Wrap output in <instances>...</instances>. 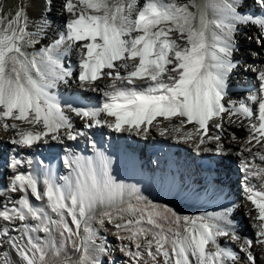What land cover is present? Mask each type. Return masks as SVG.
I'll return each mask as SVG.
<instances>
[{
  "label": "snow or ice",
  "instance_id": "snow-or-ice-1",
  "mask_svg": "<svg viewBox=\"0 0 264 264\" xmlns=\"http://www.w3.org/2000/svg\"><path fill=\"white\" fill-rule=\"evenodd\" d=\"M254 2L264 9V0ZM63 10L70 18L59 36L32 53L26 49L39 43V33L28 30L26 12L17 10L6 22L0 16V127L5 132L14 130L9 143L19 148L49 140L62 143L61 129L68 130L69 140L86 134L72 131L64 106L52 91L72 77L85 90L91 86V91L103 96L97 106L71 109L85 120L86 129L101 126L141 135L149 132L158 117L165 121L179 118L172 129L179 134L176 138L195 141L199 152L209 129H220L217 118L222 120L227 113L248 121L249 144L264 145V72L258 75L259 89L247 102H223L228 75L235 67L230 59L235 25L251 23L264 33V15H242L238 0H188L185 4L145 0L140 7L136 0H64ZM73 52L77 56L75 75L62 63V57ZM102 78L111 83L96 87ZM189 124L194 129L184 131ZM165 132L161 129L160 135ZM245 150L251 152L252 148ZM217 151L223 148L217 145ZM253 156L264 161V152ZM64 163L70 175L60 177L63 183L46 171L40 175L17 173L7 185V192L20 195L10 199L11 207L8 203L0 207V220L5 222L0 238L15 251L20 264H46L48 248L59 255L51 239L54 230L79 253L77 261L65 256L59 264H100L92 254L95 232L89 225L97 211L100 223L107 220L129 233L120 238L131 241L136 250L127 245L121 250L133 264H148V260L151 264H237V253L218 242L219 237L228 236L239 244L249 264H256L251 249L254 244L264 245V191L256 190L254 184L246 185L245 191L257 213L251 217L258 221L252 225L255 241L243 239L231 229L227 211L189 217L145 203L135 190L112 179L103 154L95 160L65 157ZM242 170L246 180L260 178L264 186V167L249 169L245 162ZM32 199L43 206H34ZM117 219L123 222L116 223ZM17 221L22 225L19 229L14 227ZM15 231H19V239L10 235ZM37 232L48 239L41 242L32 235ZM7 257V253L0 257V264H9Z\"/></svg>",
  "mask_w": 264,
  "mask_h": 264
},
{
  "label": "bare ground",
  "instance_id": "bare-ground-1",
  "mask_svg": "<svg viewBox=\"0 0 264 264\" xmlns=\"http://www.w3.org/2000/svg\"><path fill=\"white\" fill-rule=\"evenodd\" d=\"M63 0H56L58 3L57 7L61 12L62 10V3ZM248 6L244 10L240 9L241 6L238 5V11L242 15H260L262 14L261 12H264V9L262 11H257L252 7V0H244ZM145 0H136V3L138 6H142ZM3 0H0V11L2 7ZM251 3V4H250ZM28 7H29V13H28V21H29V27L31 28L29 31L30 32H38L42 36H45L46 38L56 37L58 33H61L64 27V23L67 19L70 17L66 13H62V16H54V14L46 7L42 5L41 0H28ZM244 12V13H243ZM54 25L57 30H53L52 26L49 25ZM46 26V27H45ZM44 28H49V31L47 34L42 32L45 30ZM51 28V30H50ZM42 29V31H41ZM238 29H243L248 33H255V35L258 38L259 44L256 45L255 43L250 46L251 49L255 51H264V33H261L260 29L258 27H255V25H252L251 23H236L235 25V32H234V37L233 39L238 40V44L234 45V50H233L232 55L230 57L232 63L235 65L231 70V72L228 75L227 79V95L228 93L233 95H236L237 97H241L244 95L241 89L239 88H245V89H252L248 90V97L250 94H255V92L258 90L255 87V84L257 85L259 82L256 81L255 79V84L254 82H249L250 80H253V75L251 74V71H247L249 75H247V72H242L243 69H238L240 66L238 65L237 61L244 60L248 61V56H246L245 53L248 52L243 48L246 45V42L242 40L241 35L237 30ZM41 31V33H40ZM251 31V32H250ZM58 32V33H57ZM262 48V49H261ZM260 53V52H259ZM73 56L70 57L74 62L77 61V56L73 52ZM64 57V56H63ZM62 57V58H63ZM260 59L258 61L260 67L257 69L256 73L259 75L260 72H264V53H260L259 55ZM250 58V57H249ZM251 63V62H250ZM76 64V63H75ZM253 64V63H252ZM262 66V67H261ZM73 69V74L75 75L77 73V68L76 65ZM123 71V70H121ZM240 73H242L240 75ZM246 77L248 79L247 82H242V76ZM72 78V77H71ZM74 82L76 80L72 78ZM68 81V86L64 87V92H62L60 89H58V85L55 89L52 91L55 93V95L58 97L60 100L61 104L68 105L69 108H77V107H89L90 101H87L86 104H84V100L89 99L92 100L96 97H99L103 99L102 93L98 92L97 94L93 91L90 90H82L79 87H76V83H71L69 79ZM61 83V82H60ZM111 83L110 81H107L106 83H102L100 81H97V86L99 88H105L106 85ZM226 95V96H227ZM225 96V97H226ZM247 96V95H246ZM78 97V98H77ZM243 99L247 102V98ZM242 98V97H241ZM101 99V100H102ZM255 107V105H253ZM64 112L65 114L69 117V122L72 126V131L73 132H85L89 134H97L98 137L104 136V134L109 135V134H117L120 137H123L126 139L127 144L130 143L131 140H135V143L133 144L132 147V152L134 155L137 157V159H140L139 157H142V159H145L144 156L141 155L140 151L137 152V146L141 145H147L146 148H148V145H150L153 142H161L162 146H167L169 147L173 153L170 155V159L172 163L176 164L177 168H181V171H176L175 168H172L171 174L166 173V176L164 174L158 175L157 173L147 171L145 174H143V170L141 168L134 167L132 164V161H125L121 159H110L107 156L103 154V152L100 151L97 152L96 154L93 153L89 155V157H82V158H92L96 159L98 157V154H103L104 157H106L109 161V174L112 177V179L117 183V184H122L126 186L128 189H133L135 190L136 194L142 198V200L145 203L155 205L156 207L163 209V208H169L173 210L175 213H177L180 216H189V217H194V216H202V215H207L209 213H215V214H220V213H225L226 211L229 213L228 215V221L230 222L231 229L234 230L238 235H240L243 239H250L255 241L257 239L255 233L256 229L252 227L253 223H258V221H253L251 218L252 216H255L257 213L254 210L252 204L250 201L246 199V196L248 193L246 191H241L240 187H238L239 191H234L233 186H231V194L236 197L235 202L231 205H227V195L222 197L219 194V187L221 185L222 180H220V177L227 175L229 176L232 174L233 176L238 177L239 180H243L245 178V172L240 168H236L237 166L236 163H241L244 164L245 162L250 163V161H253L254 163L249 167V169H257L258 167H264V161L259 160L257 156H253V153H259L264 151V145H255L253 147V144L255 142L253 141V144H247L246 143V138L249 135L248 127L244 128L242 120L240 121V118L237 116H232L229 118L228 123H224L223 119L221 120L219 117L217 118L216 122H221L222 127L220 129H214V126L209 129L210 131H217L220 134V142L225 146L223 148L222 152H212V150L215 149H210L209 151H203L204 148H206L204 145L205 143L211 144L212 142L206 141L204 144L201 146V150L199 152L196 151L195 149V141H187L185 142L184 140L177 139L176 137L179 136V134H172L171 128L167 131V134L165 133L164 135L158 134L157 131V124L153 122V125L150 126L149 132L147 134H141V135H135V134H130L128 132H121L117 133L114 132L107 127H101V126H96L90 129H86L83 127L85 120L82 119L81 117L74 115L71 110L66 109L64 107ZM222 116H225V114H222ZM105 118V117H101ZM224 118V117H223ZM232 119H234L232 121ZM157 120L159 121L158 126H164V125H169L170 121H165L163 118L158 117ZM179 118H174L172 121H177ZM10 122V121H9ZM160 124V125H159ZM22 127V124L20 125ZM194 125L189 124L184 128V131H190L194 129ZM24 128V127H22ZM67 129H61L60 130V135L62 138L66 141H69L70 144H73L76 139L80 140L83 142L85 139L84 135H78L73 142L72 140H69L67 138ZM208 132V133H209ZM15 132L9 131L5 132L3 131V128L0 127V151L2 155V162H5L6 159L8 158L9 155L7 153L8 149H13L14 151V157H13V164H15V168L11 169L10 171L7 170L8 172V181L11 180V178L17 174V171H21L24 169L23 167V162L31 163L33 159V150L34 148L38 150H43L44 148H48L49 146L54 147L55 149H58V146L56 145V141H51L49 140V143L44 144L40 143L37 145L32 146L31 148H19L8 141L14 136ZM206 138V137H205ZM77 142V141H76ZM214 143V142H213ZM246 143V144H245ZM78 144L81 145V143L78 141ZM82 147L84 146L83 144L81 145ZM184 147V148H183ZM252 148V151H246L245 149ZM237 150H241L240 156L236 154ZM180 151V152H179ZM138 153L140 155H138ZM214 154H217L216 156ZM202 155H208L211 160L216 161L217 163V169H222L225 170L223 174H220V177L217 178L218 180H213V178L210 175L204 174V173H209L211 170H201L199 166H196L194 164V158H197ZM74 155L68 156V157H73ZM11 157V156H10ZM63 158L61 161L59 160L58 164L57 163H49V165L41 167L40 165H34L35 168H38L40 172H46L50 171L52 175L56 178L57 183H63L62 180H60V177L62 176L60 169L62 166H65ZM19 163H16V162ZM32 163H36L35 160H33ZM145 163V162H144ZM233 164L235 167V170L237 169V172L234 170L231 171V169L228 167V165ZM129 166L130 168H126ZM170 166V164L168 165ZM244 167V166H243ZM164 168V167H163ZM163 168L160 170L162 171ZM134 169V170H133ZM136 170V171H135ZM215 170V169H214ZM63 174L68 177L70 175V169H63ZM235 172V174H234ZM41 174V173H40ZM63 175V176H64ZM185 175V176H184ZM187 178H190L191 180L194 179L196 183H201V181H205L204 179H207L208 181L216 182V189L215 188H209L208 183H202L200 185H191V183H186ZM257 178H252L250 180H245V183L248 184H254L255 188L259 187L262 185V183L256 184L258 182H261L262 180L259 179L254 180ZM257 181V182H256ZM0 207H3L5 203H8L10 199L18 198L20 193H9L6 191L7 185L6 183L4 186H0ZM41 190L43 188L42 184V177H41ZM258 191H261L259 188L257 189ZM241 191V192H240ZM182 195V196H181ZM231 195V197H232ZM181 196V197H180ZM31 199V197H30ZM206 201V202H204ZM34 206L40 207L43 206L42 202L36 201L32 199L31 201ZM132 203L135 204L136 200L133 197L132 198ZM9 205V204H8ZM215 205V206H214ZM221 205V206H220ZM10 207V206H9ZM235 207V208H234ZM251 210V215H246ZM170 216V214H169ZM171 218V217H170ZM100 212L97 211L91 221H89L90 227L93 229L96 224H101L104 225L109 232H113L114 229L108 225L107 220H105L104 223H100ZM66 220L69 223L70 227H73L71 225V218L66 216ZM248 220H250L249 223H251V227L247 225ZM237 222V226H233L232 222ZM30 224L34 225L36 222L35 221H29ZM116 223H121L120 221H116ZM248 223V224H249ZM5 226V222L0 220V229H2ZM97 226V225H96ZM9 227H13V225H9ZM17 229L22 227L19 221H17L14 225ZM119 233L122 237L129 235L128 232L126 231H116ZM10 235L16 236L18 239L20 237L19 231L11 232ZM34 237H39L40 239V232L37 233H32ZM47 237V236H45ZM44 241L48 239V237L42 238ZM51 239L54 241L56 245V249L60 250V254L56 255L54 254V250L51 248H48L46 250V264H59V262L65 258V256L70 257L72 255V252L74 251L73 246L70 242H65L63 237L61 236L60 232L57 230H54L52 233ZM218 242L220 243L221 246H230L240 257V260L244 262V264H249V261L247 260V256L245 253L240 252L239 249V244L238 243H231L227 237H219ZM94 248V247H93ZM251 251L253 252V255L255 257L256 264H264V245H258L254 244L252 247ZM95 251L92 249V254ZM8 254V260L9 264H20V261L18 257L15 254V251L11 249L7 243L3 242V238H0V257H3L4 254ZM94 256L98 257V253L93 254ZM143 264V262H141ZM151 264V263H150ZM162 264V261H161Z\"/></svg>",
  "mask_w": 264,
  "mask_h": 264
},
{
  "label": "rangeland",
  "instance_id": "rangeland-1",
  "mask_svg": "<svg viewBox=\"0 0 264 264\" xmlns=\"http://www.w3.org/2000/svg\"><path fill=\"white\" fill-rule=\"evenodd\" d=\"M42 1V5L44 6V7H46V8H48L53 14H54V16H57V17H59V16H62V13H66L64 10H63V8H62V10H63V12H61V10H59V8L57 7V5H58V3L56 2V0H41ZM28 0H3V3H2V7H1V11H0V16H3L4 17V19H5V22L7 21V19L9 18V17H11L17 10H23V11H25L26 12V14H27V16H28V13H29V7H28ZM63 3H64V0L62 1V3H61V5H62V7H63ZM176 3H178V4H185V3H188V0H176ZM251 4V3H250ZM238 5L239 6H241L240 7V9L242 10V8L245 10L246 8H247V6H248V4L244 1V0H238ZM137 7H140V6H138L137 5ZM252 7H254V9L256 10V12L257 11H261V10H259V6L254 2V0H252ZM69 17H70V14H68V13H66ZM241 23H243V22H241ZM28 24H29V21H28ZM244 24V23H243ZM49 25L50 26H52V28H53V30L55 29V30H57L56 29V27L54 26V25H51L50 23H49ZM253 25V24H252ZM46 27V26H45ZM256 27V26H255ZM31 28L29 27L28 28V30H30ZM45 30L42 32V34L43 33H45V34H47L48 33V31H49V28H44ZM50 30H51V28H50ZM240 34H242L241 35V38H242V40L243 41H245L246 42V45L244 46V47H240V48H243L244 49V51L246 50L247 52H248V55H247V53H245L246 54V56H248V61H251V56L252 55H256V54H260L261 52L262 53H264V51L263 50H260V51H254V50H252L251 48H250V46L251 45H253L254 43L256 44V42L255 41H257L258 40V38H257V36L255 35V33H252L251 31V33H248L247 34V32L245 31V30H243V29H238L237 30ZM40 33H41V31H40ZM58 33V32H57ZM59 34L60 33H58L57 35H56V37H50V38H46L45 36H42L41 34H39L38 35V40H39V43H37L36 45H34L33 47H29V48H27L26 49V51H28L29 53H32L33 51H35V50H38L39 48H42V47H46V46H48V45H50V44H52L54 41H55V39L59 36ZM173 38H175V33H173ZM234 41H235V43H234V45L235 44H237V45H239L238 44V40L237 39H235L234 38ZM258 43H259V41H258ZM256 45H258V44H256ZM240 46V45H239ZM262 49V48H261ZM235 52H236V50H234ZM260 52V53H259ZM71 56H73V54L71 53V54H68V55H65L63 58H62V63H63V65L65 66V68H74L75 67V65L77 64V61L76 62H74L72 59H70V57ZM250 57V58H249ZM77 59V58H76ZM253 59V58H252ZM76 63V64H75ZM252 63V62H251ZM239 66H240V68H238L239 70L241 69V68H243V71L242 72H247V71H245V69L247 68V67H250L251 65L246 61V62H240V64H238ZM242 73H240V75H241ZM247 75H249V73L247 72L246 73ZM258 77V76H257ZM69 80H70V82L73 84V83H76V87L78 88H80V89H82V90H85V88L84 87H82L80 84H79V82L78 81H76V82H74L73 80H72V78L71 77H69L68 78ZM98 81H100V82H102V83H106L107 81H110V80H108L107 78H102V79H100V80H98ZM111 82V81H110ZM259 82V81H258ZM96 84H97V82H96ZM58 89H60L62 92H64V87H67L68 86V81L67 82H59L58 84ZM95 86H97V85H95ZM89 88H91V86H89ZM85 91H87V90H85ZM96 94L98 93V92H95ZM234 93H232V94H228L225 98H224V103L225 104H228V102L229 101H233V102H239V101H241V100H244L243 99V97L241 98V97H237L236 95H233ZM247 95V94H246ZM244 96V98L246 99V97H248V95L247 96ZM245 101V100H244ZM66 109H69V110H71V108H69V106L66 104L65 106H64ZM72 111V110H71ZM70 113H73V111L72 112H70ZM74 115H76L75 113H73ZM224 118H223V121H224V123L226 124V123H228V121H229V115L227 114V113H225V116H223ZM240 118V121L242 120V122H243V125H244V128L245 127H247V124H248V121L247 120H245L243 117H239ZM234 119H232V121H233ZM9 123H11V121L9 122ZM16 123H18V124H20V122H16ZM154 123H159V121L157 120V121H154ZM218 123H221L220 121L218 122ZM178 125L179 124V120H177L176 122L175 121H170V124L167 126V125H164V126H157V131H158V134H160V130L161 129H166V134H167V131L169 130V128H171V127H173V125ZM160 125V124H159ZM22 127H24V128H28L29 126L28 125H26V124H22ZM173 128H171V132H172V134H178V133H175L173 130H172ZM214 129H216L215 127H214ZM66 130V129H65ZM4 131V130H3ZM68 131V130H67ZM209 136H219L220 137V134L217 132V131H210L208 134H207V136H205L206 138V141H210V142H212V145L211 144H207V143H205V147L206 148H208V149H215V150H212V152L214 153V152H216L217 151V145H220L222 148H225V146L220 142V139L219 140H215V139H211V140H209L208 139V137ZM214 142V143H213ZM246 143H247V141H246ZM245 143V144H246ZM248 144V143H247ZM184 148V147H183ZM237 153L236 154H238L239 156H240V153H241V150H237L236 151ZM264 152V151H263ZM215 156L217 155V154H214ZM258 158H259V156H257ZM260 160V159H259ZM251 162V161H250ZM248 165L250 164V163H247ZM253 164V163H252ZM231 165H233V164H231ZM237 165H241V163H237ZM234 166V165H233ZM236 166V165H235ZM234 166V167H235ZM251 166V165H250ZM250 166H248V167H250ZM230 169H231V166H230V163H229V166H228ZM237 168V167H236ZM241 168V167H240ZM244 167L242 166V169H243ZM232 170V169H231ZM258 179H260V178H257V179H254V180H258ZM8 180V179H7ZM257 182V181H256ZM236 186H237V183H234ZM242 189V190H241ZM245 189V187H244V184H242L241 185V188H240V190L241 191H243ZM258 188H256V190H257ZM233 190L234 191H239V189H234L233 188ZM240 191V192H241ZM245 191V190H244ZM182 196V195H181ZM180 196V197H181ZM237 197V196H236ZM236 197L234 196V195H232V197L231 196H229V199L230 198H234V200L236 199ZM204 202H206V201H204ZM8 204H9V206L11 207V204H10V201H8ZM215 206V205H214ZM221 206V205H220ZM235 208V207H234ZM126 218H128V217H126ZM116 221H120L121 223L123 222V221H121L120 219H117ZM250 222V220H248V223ZM246 223L247 225H249L250 227H251V223ZM232 224H233V226H237V222L235 221V222H232ZM97 225V226H96ZM95 226H94V228H93V230H94V232H95V241H94V245H93V251H95L93 254H95V253H98V255H100V256H98L97 258L99 259V261H100V264H133V261H132V258L129 256V255H126L125 254V252L124 251H122L121 249L122 248H124L126 245L128 246V247H130L131 249H132V251H135L136 249H135V246H134V244H132V242L131 241H129V240H127V239H121L120 237H122L119 233H117L116 231H118L117 230V228L114 226V224H111V223H108V225L110 226V227H112L113 229H114V231L113 232H109V231H107V229H106V227L104 226V225H101V224H96ZM41 233V235H40V239H41V242H43L44 240L42 239V238H47V237H45L46 236V234L45 233H43V232H40ZM227 239L231 242V243H233V241L231 240V238H230V236H228L227 237ZM71 257V260L72 261H77L78 260V258H79V253L78 252H76L75 250L72 252V255L70 256ZM147 259V258H146ZM151 263V261L150 260H148V264H150ZM237 264H244V262L243 261H241V260H239V261H237Z\"/></svg>",
  "mask_w": 264,
  "mask_h": 264
}]
</instances>
